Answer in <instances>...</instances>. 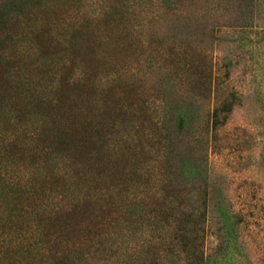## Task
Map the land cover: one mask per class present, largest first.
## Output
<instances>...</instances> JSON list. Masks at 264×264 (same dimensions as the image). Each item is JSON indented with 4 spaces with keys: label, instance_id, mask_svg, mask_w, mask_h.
Here are the masks:
<instances>
[{
    "label": "rangeland",
    "instance_id": "obj_1",
    "mask_svg": "<svg viewBox=\"0 0 264 264\" xmlns=\"http://www.w3.org/2000/svg\"><path fill=\"white\" fill-rule=\"evenodd\" d=\"M9 197L73 264H264V0H0Z\"/></svg>",
    "mask_w": 264,
    "mask_h": 264
},
{
    "label": "trees",
    "instance_id": "obj_2",
    "mask_svg": "<svg viewBox=\"0 0 264 264\" xmlns=\"http://www.w3.org/2000/svg\"><path fill=\"white\" fill-rule=\"evenodd\" d=\"M25 2V1H24ZM27 2V1H26ZM24 4V3H23ZM11 9L15 10L13 6ZM236 97L233 94L227 95L221 99L207 114V124L209 130L214 131L217 127L226 123L228 117L232 113V108ZM212 135V133H211ZM196 189L200 192L201 199L198 200V205L195 208L190 207L188 216L197 224L204 223L206 219L205 198H206V180L205 170L204 175L195 182ZM0 264L5 261V264H22L19 258H44V261L39 264H73L69 254L58 250L51 241L46 237L43 238L42 232L31 221L28 215L23 212L14 202L11 197L6 201V208L0 209ZM24 225L27 228H32V235H14V228ZM203 227L201 229V239L203 234ZM25 231V230H24ZM199 232V231H198ZM31 239V241L28 240ZM202 244V243H201ZM198 261L203 260V253L197 254ZM25 256V257H24ZM186 258H190V254L186 252Z\"/></svg>",
    "mask_w": 264,
    "mask_h": 264
}]
</instances>
